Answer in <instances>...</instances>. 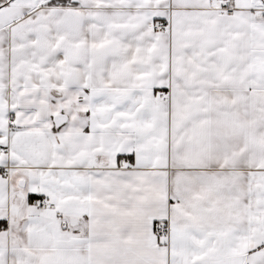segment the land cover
<instances>
[{"label": "snow or ice", "instance_id": "1", "mask_svg": "<svg viewBox=\"0 0 264 264\" xmlns=\"http://www.w3.org/2000/svg\"><path fill=\"white\" fill-rule=\"evenodd\" d=\"M0 264H264V0H0Z\"/></svg>", "mask_w": 264, "mask_h": 264}]
</instances>
